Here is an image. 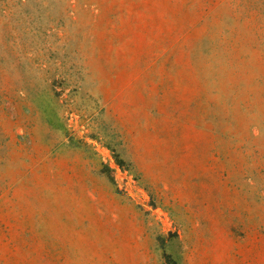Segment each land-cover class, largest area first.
Listing matches in <instances>:
<instances>
[{"label": "rangeland", "instance_id": "obj_1", "mask_svg": "<svg viewBox=\"0 0 264 264\" xmlns=\"http://www.w3.org/2000/svg\"><path fill=\"white\" fill-rule=\"evenodd\" d=\"M0 264H264V0H0Z\"/></svg>", "mask_w": 264, "mask_h": 264}]
</instances>
